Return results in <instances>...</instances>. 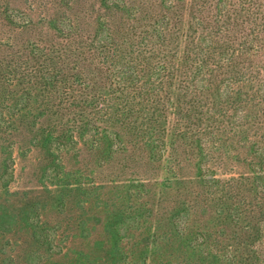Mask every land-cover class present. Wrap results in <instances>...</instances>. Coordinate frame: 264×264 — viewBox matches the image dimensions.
Listing matches in <instances>:
<instances>
[{
  "label": "rangeland",
  "instance_id": "374dc122",
  "mask_svg": "<svg viewBox=\"0 0 264 264\" xmlns=\"http://www.w3.org/2000/svg\"><path fill=\"white\" fill-rule=\"evenodd\" d=\"M160 1L76 0L68 8L70 0H0L1 31L13 35L20 27L12 21L23 16L34 22L27 47L47 34L43 45L57 47L64 41L61 28L80 26L85 35L114 41L113 48L127 42L125 60L141 61L142 70L160 52L169 54L164 61L185 71L189 78L183 79L209 115L214 95L208 89L219 87L220 99L229 87L236 94L219 113L226 132L219 133L218 123L212 130L211 118L203 123L202 140L188 146L189 138L170 129L182 117L171 111L177 93L162 92L169 108L151 126L157 133L147 127L152 123L147 110L122 125L89 110L73 123L58 115L56 100L43 105V81H7L0 68V264H255L237 242L251 236L252 225L262 226L256 222L263 210L246 215L248 207L237 212L235 204L240 192L253 202L254 189L264 187V30L253 41V32L236 33L226 27L228 16H216L219 7L238 0H195L199 10H191L190 0H176L170 9ZM46 16L57 18L58 28ZM220 26L219 34L209 35ZM18 47L21 57L0 45V60L22 59L11 68L20 77L24 62L36 65L42 54ZM208 49L232 53L231 60L216 56L211 71L194 78ZM218 66L219 73L213 71ZM41 77L43 71L34 79ZM56 79L48 75L47 86L58 92ZM145 106L150 107L139 108ZM228 114H235L234 123L228 124Z\"/></svg>",
  "mask_w": 264,
  "mask_h": 264
},
{
  "label": "trees",
  "instance_id": "16d2710c",
  "mask_svg": "<svg viewBox=\"0 0 264 264\" xmlns=\"http://www.w3.org/2000/svg\"><path fill=\"white\" fill-rule=\"evenodd\" d=\"M75 1L76 0H70V4H68L67 7H72ZM170 1H173L174 3H171ZM160 2L163 7L170 9V7L175 6L176 0H161ZM189 7L191 10H199L195 0H190ZM207 9V7L202 8L203 11ZM230 12H232V17L242 16V21H235L230 15H228ZM215 13H217L216 16L219 18L228 16L226 27L232 25V28L230 29L236 30V33L246 34L253 32V41L258 39L260 36L257 35L261 30H264V0L234 1L231 3L230 8L219 7L218 12ZM44 19L46 22L50 21L51 25L57 27V18L54 16H46ZM244 19L247 22H250L251 26L248 28L250 30L246 29ZM199 21L202 20L199 19ZM205 21L206 20L204 19L202 22L206 24L208 20L207 22ZM12 23L17 27H20V29L18 30L16 27L13 28V35L6 34L8 31L0 30V45L7 46L8 50L18 56L20 54V48L18 46H26L25 43L28 42V39L25 37L27 36L29 28H33L32 25L34 22H32V19L29 16H23L17 21H12ZM235 25L236 28H233ZM46 26L48 25H44V27ZM145 26L148 27V25ZM78 27L80 26H75L74 28L70 27L69 29L61 28L64 41H60V45L57 46L58 49L53 45L51 49L43 45L51 37L48 36V34L46 38L40 36L36 38L35 41H29L28 47L32 46L33 48H36L37 52L40 51L42 56L38 55L40 58L36 60V65L28 66L29 61H25L24 64L26 65H22L20 77L16 76L14 74L15 71L11 68L22 59H1L0 68L4 73V78H6L7 81L17 79L24 80L27 83H39L40 81H43V105L51 103L53 106L52 101L56 100L57 102L54 104L56 107L55 110L61 118L66 117L68 122H80L84 117V113L89 110L93 113L99 114L106 123L110 122L116 124L121 121L122 125L126 122L132 121L136 112H138L137 115H139L140 112H145L147 110L148 113H152V116L149 118V120H152V123L147 127H150L149 130L152 131V133H157L154 130L155 127L151 126L157 124L161 119V116H165V110H168L169 108V105H166V101H164L161 95L162 92H165V95L167 96L177 93L171 111L173 112V109H175L174 111L182 117H179L177 122L174 121L172 128L170 127V129H172L176 135H180V138H189L184 142L187 143L189 141L188 146L194 145L196 140L199 142L202 140L201 135L204 132L203 123L207 120L209 122L212 118L210 125L211 129L215 127L214 123H218L217 126L219 127L223 126L225 118L220 117L219 113L224 111L226 99L230 98L231 95H236L233 93L232 87H229L224 98L222 97L221 99L220 95L222 92H220L219 87L216 86L212 90L208 89V93L211 94L210 91H212L211 95H214L211 101L213 105V115L212 113L209 115V111L205 110L206 103L197 99L198 94L193 90V86L190 84L189 80L183 79V77H188L184 76L185 71L180 68L172 69V67L168 66V62L164 61L167 60L166 55L169 54H163V52H160L156 56V58L158 57L157 61L154 62V64L152 63V65L147 66L145 68L146 70H142L144 65L141 66V61L136 62L135 60H132L133 62L129 65V60H125L126 57L129 58L128 55L123 52L124 49L127 48V42L120 43L118 48L117 46L113 48L114 41L103 42V39H99L97 36L85 35ZM221 27L222 26H220V28L213 27L209 35H212L213 33L215 35L219 34ZM149 31L150 30H145V33L147 34ZM161 36L164 38L162 34ZM158 39H160V35ZM208 43V47H213V43ZM261 45L263 46V44ZM202 46L203 45H201V47ZM28 47L26 46L25 48ZM147 47L148 46L144 45L145 49ZM205 51H207L206 48ZM55 52L56 55H54ZM13 54H11V56ZM205 54L207 56L203 58L202 62L196 65L194 78L197 74H201L204 69H206L205 73H209V71H211L209 69V67H211L209 64L212 65L216 62V56H218L220 60H231L230 57L232 56V53L218 52L217 54H211L210 51ZM19 56L21 57V55ZM159 59L160 62L157 65ZM161 60L163 61L161 62ZM112 66H117L118 69L114 71ZM219 69L220 66L213 71L219 73ZM39 71H43V77L40 78L41 80H36L34 77ZM46 74L58 76L60 79L54 80L56 84H59L58 88L61 89L60 91L58 90V92L61 93L56 96V98H53V93L58 92L56 90L53 91V87L47 86L49 80L48 75ZM173 79L177 81L175 85L173 84ZM167 86L171 87L167 88ZM172 87H174L176 91H173ZM255 95L256 98L262 97L260 90H258ZM143 103H146V105H149L150 107L148 108V106H145L139 108ZM228 118L230 119L228 120V124L234 123L237 119L235 114H228ZM208 122L206 124H208ZM130 123L128 125H130ZM128 125L125 126V129H129V127H127ZM186 129L187 131L183 133ZM229 130L231 131L232 128ZM225 132L226 127L223 126L219 133ZM256 152L257 150H254V153ZM216 156L220 157L219 154H216ZM240 178L249 179L250 177L247 175H241ZM238 184L240 185V183ZM235 191L236 192L232 194V198L236 195L237 189ZM253 193L256 198L253 202H246L241 192L240 195L237 194L238 197L236 199L235 209L239 212V209L245 205L248 207L245 210L246 215L251 210H263L261 218L256 222L262 226H256L255 228L252 225L249 230V232L252 233L251 236L248 234L246 237L247 239L244 238L237 243L241 246V251L247 255V257L245 256L246 260L249 262L254 260L255 264H264V257H262L264 256V245L258 246V242L262 244V237L264 236V187L262 192L255 188ZM240 211L243 212V210ZM256 232V240H248L252 235H255ZM243 245L246 249L243 248ZM248 257L250 259H248Z\"/></svg>",
  "mask_w": 264,
  "mask_h": 264
}]
</instances>
